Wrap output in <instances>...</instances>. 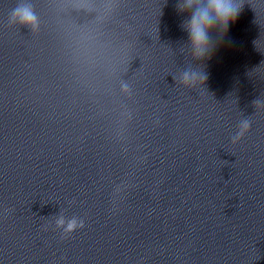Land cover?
<instances>
[{
    "label": "clouds",
    "instance_id": "1",
    "mask_svg": "<svg viewBox=\"0 0 264 264\" xmlns=\"http://www.w3.org/2000/svg\"><path fill=\"white\" fill-rule=\"evenodd\" d=\"M175 7L177 13L185 17L180 27L187 33V44L196 60L211 58L217 46L214 45L210 34L217 31L226 35L230 25L236 23L243 9V5L237 3V0H177ZM10 23L27 26L33 30L39 27L38 17L27 3H21L13 9ZM206 80L205 72L185 70L180 82L186 87H192L197 83L203 84ZM122 88L128 91L127 84L122 85ZM250 127L249 120H242L233 137V143L239 141ZM84 226V221L75 217L66 220L59 216L56 219V227L62 229L65 236Z\"/></svg>",
    "mask_w": 264,
    "mask_h": 264
}]
</instances>
